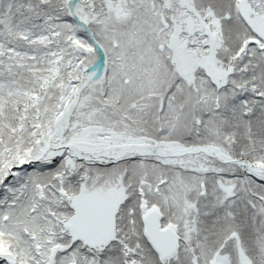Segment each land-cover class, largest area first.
I'll list each match as a JSON object with an SVG mask.
<instances>
[{"label": "snow or ice", "instance_id": "6c2138e0", "mask_svg": "<svg viewBox=\"0 0 264 264\" xmlns=\"http://www.w3.org/2000/svg\"><path fill=\"white\" fill-rule=\"evenodd\" d=\"M0 264H264V0H0Z\"/></svg>", "mask_w": 264, "mask_h": 264}]
</instances>
